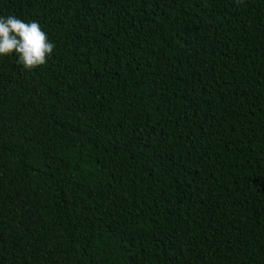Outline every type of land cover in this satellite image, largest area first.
<instances>
[{
	"label": "trees",
	"instance_id": "obj_1",
	"mask_svg": "<svg viewBox=\"0 0 264 264\" xmlns=\"http://www.w3.org/2000/svg\"><path fill=\"white\" fill-rule=\"evenodd\" d=\"M53 44L0 56V264H264V0H0Z\"/></svg>",
	"mask_w": 264,
	"mask_h": 264
},
{
	"label": "clouds",
	"instance_id": "obj_2",
	"mask_svg": "<svg viewBox=\"0 0 264 264\" xmlns=\"http://www.w3.org/2000/svg\"><path fill=\"white\" fill-rule=\"evenodd\" d=\"M52 52L53 44L37 22L0 15V56L15 55L27 70L45 64Z\"/></svg>",
	"mask_w": 264,
	"mask_h": 264
}]
</instances>
